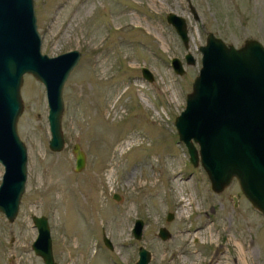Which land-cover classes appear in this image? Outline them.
<instances>
[{
  "label": "rangeland",
  "instance_id": "374dc122",
  "mask_svg": "<svg viewBox=\"0 0 264 264\" xmlns=\"http://www.w3.org/2000/svg\"><path fill=\"white\" fill-rule=\"evenodd\" d=\"M33 8L41 53L76 49L81 56L62 90L65 146L59 152L47 146L45 88L23 76L16 127L27 148L28 176L14 220L0 211V264H44L31 248L32 216L47 217L57 264H131L139 245L151 252L149 264H237L240 242L251 248L255 264H264V216L235 179L220 193L211 190L174 125L198 74L206 33L235 47L245 39L264 45V0H33ZM169 12L185 19L187 45L168 23ZM173 57L183 74L172 68ZM76 143L85 153L79 172ZM173 173L181 182L168 180ZM2 174L0 165V182ZM181 197L192 200L183 213ZM137 218L144 224L139 240L132 235ZM161 226L171 233L167 240L156 234Z\"/></svg>",
  "mask_w": 264,
  "mask_h": 264
},
{
  "label": "water",
  "instance_id": "95a60500",
  "mask_svg": "<svg viewBox=\"0 0 264 264\" xmlns=\"http://www.w3.org/2000/svg\"><path fill=\"white\" fill-rule=\"evenodd\" d=\"M33 11V0H0V211L9 221L18 212L28 176L27 148L16 127L23 108V76L33 75L45 88L50 131L47 146L59 152L65 146L62 90L81 56L76 49L56 56L41 53ZM166 19L187 45L185 19L173 12ZM206 34L205 44L199 47L201 65L192 90L185 97L184 109L174 118L178 139L185 145L192 165L200 164L205 171L211 190L220 193L235 179L244 197L264 216V45L256 39H245L235 47L212 32ZM185 61L192 64L194 58L188 53ZM171 66L177 74L184 73L179 58L173 57ZM140 69L145 79L154 80L148 68ZM72 145L75 171L79 172L85 166V153L79 144ZM113 195L120 200L118 194ZM46 218L32 216L37 236L31 248L44 264H57ZM172 218L173 214L167 212L166 219ZM142 223L138 218L133 224L132 235L138 240ZM156 234L161 240L171 237L163 226ZM103 241L112 249L107 237ZM137 256L131 264H149L151 260V252L144 245L138 246Z\"/></svg>",
  "mask_w": 264,
  "mask_h": 264
},
{
  "label": "bare ground",
  "instance_id": "6f19581e",
  "mask_svg": "<svg viewBox=\"0 0 264 264\" xmlns=\"http://www.w3.org/2000/svg\"><path fill=\"white\" fill-rule=\"evenodd\" d=\"M127 143L130 144L131 142H127ZM109 177H110V174H109ZM168 177H169L168 180L170 182L172 181V183H178L181 180V178L180 179L177 178V174L176 173H173V174L169 175ZM158 183H159V179H156L154 181V184H152V186H156ZM142 185H143V183L140 182L139 183V187H142ZM185 201H188L189 204L192 203V200L190 198L181 197L178 202H180V207H181V212L182 213L187 211V207H186L187 205L184 203ZM237 246L239 248V250H237L238 251L237 252V254H238V256H237V259H238L237 264H246V261H245L246 260V258H245L246 256H248V258H249V260H248V262L250 261L249 264H255L254 261H253V252H252V250H250L251 248L244 242L238 243Z\"/></svg>",
  "mask_w": 264,
  "mask_h": 264
},
{
  "label": "flooded vegetation",
  "instance_id": "af4514ba",
  "mask_svg": "<svg viewBox=\"0 0 264 264\" xmlns=\"http://www.w3.org/2000/svg\"><path fill=\"white\" fill-rule=\"evenodd\" d=\"M236 197H234V199H235ZM218 251H220L221 250V246H219L218 247ZM217 252V251H216ZM57 263V262H56ZM203 263H208V264H212V260H210L209 262H202V263H200V264H203Z\"/></svg>",
  "mask_w": 264,
  "mask_h": 264
}]
</instances>
